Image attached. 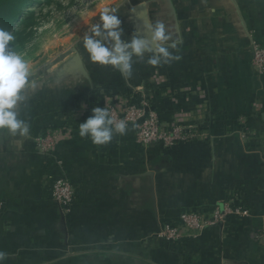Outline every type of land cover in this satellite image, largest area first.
Segmentation results:
<instances>
[{"label":"crops","instance_id":"1","mask_svg":"<svg viewBox=\"0 0 264 264\" xmlns=\"http://www.w3.org/2000/svg\"><path fill=\"white\" fill-rule=\"evenodd\" d=\"M114 9L122 39L146 36L144 22L161 21L181 59L153 66L148 53L133 57L125 77L92 63L81 42L28 80L16 110L29 135L0 131L4 264H264V238H252L264 232V75L250 67L251 41L264 44V0H120ZM90 92H101L100 102L143 94L160 122L198 126L207 138L142 148L130 127L94 145L79 136L95 107L84 102ZM241 116L253 136L235 132ZM66 123L71 134L51 156L38 155L35 139ZM60 176L76 192L69 216L48 197ZM226 204L249 218L227 216L178 247L157 237L182 212H223Z\"/></svg>","mask_w":264,"mask_h":264},{"label":"clouds","instance_id":"2","mask_svg":"<svg viewBox=\"0 0 264 264\" xmlns=\"http://www.w3.org/2000/svg\"><path fill=\"white\" fill-rule=\"evenodd\" d=\"M115 11L105 7L91 31L83 37V47L92 63L111 66L130 77L133 57L143 59L148 53L147 63L153 66L181 59L172 51H178L180 42L173 39L163 22L145 21L146 36L133 35L124 40L122 20ZM13 40L11 32L0 28V131L6 130L10 136L24 138L29 135L30 125L19 117L16 108L26 99L22 91L28 85L29 66L24 57L10 47ZM91 112V116L79 124L81 138L87 137L94 145L103 146L112 141L114 134H126V122L123 119L114 121L107 108L94 107ZM7 259L8 254L0 251V264Z\"/></svg>","mask_w":264,"mask_h":264},{"label":"built area","instance_id":"3","mask_svg":"<svg viewBox=\"0 0 264 264\" xmlns=\"http://www.w3.org/2000/svg\"><path fill=\"white\" fill-rule=\"evenodd\" d=\"M250 67L254 75H264V44L251 41ZM135 92L122 94V96H105L100 105L95 107L107 108L109 116L114 121L123 119L134 131L135 142L142 148L161 146L164 150H171L180 144H189L195 141H204L207 135L200 131L198 126L188 125H166L159 121L151 102L145 95H138ZM235 127L242 137L254 135L250 130L245 117L241 116L235 120ZM231 133V132H229ZM71 134L70 123L60 128L47 129L35 139V149L42 157L51 156L54 149L62 140ZM48 197L60 210L62 216H69L74 208L76 198L75 188L63 176L53 178ZM4 204L0 200V216L3 213ZM227 216L249 218L250 214L242 207L225 205V210L220 212L213 209L210 212L200 213L185 211L174 217L170 224L161 225L157 237L178 247L183 241L200 237L209 227L222 226ZM254 241H261L264 238L262 229L252 234Z\"/></svg>","mask_w":264,"mask_h":264},{"label":"rangeland","instance_id":"4","mask_svg":"<svg viewBox=\"0 0 264 264\" xmlns=\"http://www.w3.org/2000/svg\"><path fill=\"white\" fill-rule=\"evenodd\" d=\"M120 0H30L10 29L13 51L29 66V79L46 66H56L83 42L99 13Z\"/></svg>","mask_w":264,"mask_h":264},{"label":"trees","instance_id":"5","mask_svg":"<svg viewBox=\"0 0 264 264\" xmlns=\"http://www.w3.org/2000/svg\"><path fill=\"white\" fill-rule=\"evenodd\" d=\"M30 2V0H0V28L7 31L13 27L16 19L19 17L23 7ZM101 92H90L89 96L85 98V104H100L102 98Z\"/></svg>","mask_w":264,"mask_h":264}]
</instances>
